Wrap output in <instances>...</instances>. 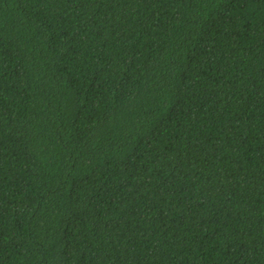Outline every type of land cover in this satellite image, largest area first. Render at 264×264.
<instances>
[{
	"label": "trees",
	"instance_id": "16d2710c",
	"mask_svg": "<svg viewBox=\"0 0 264 264\" xmlns=\"http://www.w3.org/2000/svg\"><path fill=\"white\" fill-rule=\"evenodd\" d=\"M0 264H264V0H0Z\"/></svg>",
	"mask_w": 264,
	"mask_h": 264
}]
</instances>
